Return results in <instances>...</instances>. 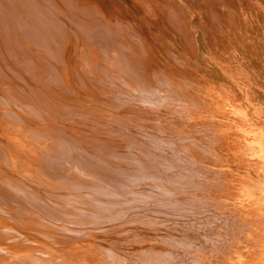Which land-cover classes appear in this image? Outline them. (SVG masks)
Wrapping results in <instances>:
<instances>
[{
    "label": "rangeland",
    "instance_id": "1",
    "mask_svg": "<svg viewBox=\"0 0 264 264\" xmlns=\"http://www.w3.org/2000/svg\"><path fill=\"white\" fill-rule=\"evenodd\" d=\"M76 1L66 40L0 21V264H264V0Z\"/></svg>",
    "mask_w": 264,
    "mask_h": 264
},
{
    "label": "bare ground",
    "instance_id": "2",
    "mask_svg": "<svg viewBox=\"0 0 264 264\" xmlns=\"http://www.w3.org/2000/svg\"><path fill=\"white\" fill-rule=\"evenodd\" d=\"M3 1V2H2ZM1 2H0V21L1 20H3V26L5 25V26H7V25H11V23H13V26L12 27H15V28H18V27H25V29L23 30V31H18V29H15L14 30V33H13V35L15 36V38H18L19 36L21 37V35H23V36H25V34H26V37L27 36H29L28 38L29 39H32V40H36L37 41V43L39 44V45H44L45 44V41L46 42H50L49 40H52L53 39V37H55V35H57L58 36V38H57V40L59 39V36H62L63 37V39H65L66 40V37H65V34H63V31H64V33H65V31H70V30H77V29H80V30H82V28H81V24H79V26H77V25H75V24H77V22H71V21H73L72 19H74V18H71V17H67L66 15H64V14H62L61 13V11L59 10H56V9H54V7L52 6V2H51V0H41L40 2H38V1H34L33 2V0H2ZM69 1V3H71L72 4V6L74 7L75 5H78L77 4V1L76 0H68ZM67 5H69L68 3H66ZM92 5V4H91ZM71 6V7H72ZM84 7H86V6H82L79 10H81L82 8L84 9V10H87V9H85ZM89 9L91 8V6H89L88 7ZM88 11V10H87ZM86 11V12H87ZM82 12V11H81ZM89 12V11H88ZM83 13H85V11H83ZM16 14H18V16L20 17H18ZM87 15V14H86ZM113 16V15H112ZM16 17V18H15ZM104 17V16H103ZM102 17V18H103ZM15 18V19H14ZM87 18V17H86ZM105 18V17H104ZM82 19V18H81ZM78 20V19H77ZM76 20V21H77ZM87 21V20H86ZM105 21H106V19H105ZM105 21H104V23H105ZM113 21V20H112ZM115 21V20H114ZM113 21V26H114V24H115V22ZM117 21V20H116ZM108 22V21H107ZM84 23V22H83ZM108 24V29L110 28V30H112V28L110 27L111 25H112V23L110 24V23H107ZM105 26H107V25H105ZM77 28V29H76ZM114 28H115V26H114ZM116 29V28H115ZM117 31H118V29H116ZM136 30V29H135ZM30 32L29 34L27 33V32ZM49 31H52L53 33L54 32H56V34L52 37H50V35H49ZM113 31V30H112ZM111 31V32H112ZM114 32H115V30H114ZM74 33H76L75 31H74ZM79 33V32H78ZM107 33V32H106ZM105 33V34H106ZM69 34H71V33H69ZM111 33L109 32V35H110ZM76 35V34H75ZM75 35H70V36H74V38H75ZM113 35V34H112ZM111 36V35H110ZM69 37V36H68ZM112 37V36H111ZM52 38V39H51ZM19 39V38H18ZM61 39V38H60ZM75 39H78L77 37L75 38ZM73 40V39H72ZM55 41V40H54ZM76 41H78V40H76ZM101 41V40H100ZM102 41H104V43H105V41H106V39H102ZM55 42H58V41H55ZM55 42H53L54 43V45L52 46L51 45V47H54L55 46ZM68 42V41H67ZM52 43V42H51ZM59 43H60V41H59ZM59 43H57V44H59ZM70 43V42H69ZM62 44V43H61ZM75 44H76V42H75ZM63 45V44H62ZM66 45V44H65ZM59 46H61V45H59ZM76 46V45H75ZM129 46V45H128ZM135 46V45H134ZM133 47V46H132ZM58 48V47H57ZM61 49H62V47H60ZM61 49H59L60 51H61ZM72 49V48H71ZM76 49V48H75ZM116 49V48H115ZM54 50H55V47H54ZM58 50V51H59ZM77 50V49H76ZM80 50V49H79ZM118 50V49H117ZM128 50V49H127ZM133 50V49H132ZM52 51H53V49H52ZM112 51V50H111ZM121 52H126V51H122V50H120ZM79 52V51H78ZM82 52H84V51H82ZM113 52V51H112ZM118 52V51H117ZM144 52V51H143ZM81 53V52H80ZM86 53V52H85ZM111 53V52H110ZM49 54L50 55H48L47 54V56H50V57H55L56 56V54H55V51H53V52H49ZM73 54V53H72ZM106 54H109V53H106ZM105 54V56H107ZM112 54V53H111ZM114 54V53H113ZM130 54V53H129ZM142 54V53H141ZM46 55V54H45ZM115 55H116V53H115ZM123 57H124V55L123 54H121ZM143 55V54H142ZM103 56V55H102ZM117 56V55H116ZM127 57H129V56H131V55H126ZM125 56V57H126ZM145 56V55H144ZM46 57V56H45ZM75 57V56H74ZM82 57V56H81ZM81 57H80V59H81ZM124 57V58H125ZM146 57V56H145ZM47 58V57H46ZM98 58H101V56L99 57L98 56ZM105 58V57H104ZM108 58V57H107ZM119 58H121V57H118L117 59H119ZM130 58H132V56L130 57ZM141 58V57H140ZM112 59H114V56H113V58ZM134 59V58H133ZM97 60V59H96ZM116 60V59H115ZM127 61H128V59H127ZM134 61V60H133ZM145 61V60H144ZM46 62V61H45ZM74 62V61H73ZM116 62H117V60H116ZM45 64H49L48 62H46ZM133 64H135V63H133ZM149 64V63H148ZM72 65V64H71ZM144 67V66H143ZM77 68V67H76ZM83 69V68H82ZM105 69V68H104ZM119 69V70H118ZM117 70L118 71H121L120 70V68H118ZM140 69V68H139ZM68 70V69H67ZM70 72V71H69ZM103 72V71H102ZM106 72V71H105ZM123 73V72H122ZM129 74V73H128ZM127 74V75H128ZM118 75V74H117ZM123 75V74H122ZM127 75H124V76H127ZM129 77V76H128ZM136 80V79H135ZM129 81V80H128ZM62 82V81H61ZM82 82V81H81ZM22 83H23V81H22ZM55 83H57V82H55ZM24 84V83H23ZM58 84H59V81H58ZM65 84V83H64ZM64 84H62V86L61 87H63V85ZM25 85V84H24ZM60 85V84H59ZM25 86H22V88H24ZM112 87V86H111ZM54 88H55V86H54ZM76 88V87H75ZM113 88V87H112ZM61 89V88H60ZM56 90V89H55ZM63 91H64V89H62ZM24 91V90H23ZM25 91L26 92H28L27 91V89H25ZM57 91V90H56ZM104 91V90H103ZM56 93V92H55ZM59 93V92H58ZM62 93H64V92H62ZM61 93V94H62ZM57 94V93H56ZM112 94V93H111ZM105 95V94H104ZM114 95V94H113ZM54 96V95H53ZM58 96V95H57ZM55 97V96H54ZM62 97H63V95H62ZM104 97V96H103ZM60 98H61V95H60ZM57 99V98H56ZM62 99V98H61ZM105 99V98H104ZM53 100V99H52ZM68 100V99H67ZM70 100V99H69ZM58 101V100H57ZM72 101V100H71ZM74 101H76V100H74ZM60 102H62V101H60L59 100V103ZM69 102V101H68ZM65 103V102H64ZM76 103V102H75ZM80 104V103H79ZM106 104V103H105ZM113 104V103H112ZM115 104V103H114ZM118 104V103H117ZM56 105H57V103H56ZM65 105H67V104H65ZM116 105V104H115ZM114 105V106H115ZM55 105H54V103L51 105V107H54ZM81 106V105H80ZM92 106V105H91ZM108 106V105H107ZM58 107H59V105H58ZM58 107H57V109H58ZM79 107V106H78ZM110 108H112V106L110 107ZM76 109H78V108H76ZM75 109V110H76ZM82 109H84V108H82ZM94 109V108H93ZM85 110V113L86 112H88L89 113V111H88V109H84ZM83 110V111H84ZM61 111V110H60ZM79 111V110H78ZM83 111H81V112H83ZM115 111V110H114ZM80 112V111H79ZM50 113V112H49ZM91 113H93V112H91ZM83 114V113H82ZM50 115H51V113H50ZM51 117L53 118V115H51ZM60 118V117H59ZM69 118H71V117H69ZM70 121V120H69ZM68 121V122H69ZM66 122V121H65ZM45 124L48 126L49 125V123L47 122H45ZM65 124V123H64ZM77 124V123H76ZM72 125V124H71ZM73 126V125H72ZM77 127V126H76ZM54 128V127H53ZM56 128V127H55ZM83 128V127H82ZM95 128V127H94ZM63 129H64V127H63ZM66 129V128H65ZM64 129V130H65ZM70 129V128H69ZM72 129V128H71ZM56 130V129H55ZM64 130H62V131H64ZM83 130H84V128H83ZM83 130H81V129H79V132H81V134H82V136H84V135H86V133H84L83 132ZM51 134L54 136V139L56 140V144H57V146H55L56 147V149L54 150H52L50 147H48V148H50V149H46L48 152H46L44 149H42V150H39L38 152H37V157L39 158L38 159V161L40 160V161H42V160H44V158L43 157H48V156H50V155H52V156H54V153H59L60 154V152L62 151V150H64V147H62V145L61 144H59L58 143V138L59 137H61V136H59V135H61V133H59V135H57V134H55V132H57V131H54V130H52L51 129ZM85 131H87V129H85ZM89 132H92V131H90L89 130ZM65 133V132H64ZM67 133H69L70 135H71V133L70 132H67ZM83 133H84V135H83ZM68 135V134H67ZM80 135V134H79ZM88 135V134H87ZM64 136V135H63ZM77 135H75V137H76ZM113 136V135H112ZM69 137V136H68ZM72 137V136H71ZM109 138V137H108ZM51 139V138H50ZM58 139V140H57ZM64 139H66V138H64ZM111 139V138H110ZM46 140H48V137L46 138ZM49 141H51V140H49ZM44 142H45V140L44 141H42L41 143L39 142L38 144H44ZM66 142H69V140L68 141H66ZM76 142V141H75ZM82 142V141H81ZM70 143V142H69ZM71 144H75V143H72L71 142ZM80 145H82V144H80ZM16 147H18V148H21V145H17V143L16 142H14V143H12V145L11 146H4V145H0V162L4 159L5 161H7V162H9V161H11V162H18L20 159L19 158H21V157H18V156H20L19 154H18V152H17V149H16ZM54 147V146H53ZM95 148V147H94ZM71 150V149H70ZM84 150V149H83ZM68 151H69V149H68ZM80 151H81V149H80ZM54 152V153H53ZM73 152H76L75 154H77L78 155V152L77 151H74V149H73ZM86 152V151H85ZM81 153V152H80ZM87 154V153H86ZM90 155V154H89ZM35 156V155H34ZM34 156L32 157V158H34ZM63 156V155H62ZM84 156L85 155H83V157H79L77 160H81L82 158H84ZM1 157H3V158H1ZM26 159V161L27 162H29L28 161V158H31V157H25ZM55 158V157H54ZM24 159V158H23ZM35 159V158H34ZM47 159V158H46ZM60 159V158H59ZM49 160V159H48ZM61 160V159H60ZM76 160V159H75ZM109 160H111V159H109ZM37 161V160H36ZM36 161H34L35 163H36ZM37 161V162H38ZM65 161H66V159H65ZM72 161H73V159H72ZM32 162V161H31ZM43 162V161H42ZM46 162V161H45ZM60 162V161H59ZM70 162V161H69ZM75 162H77V161H75ZM88 162V161H87ZM35 163H34V165H35ZM47 163H48V161H47ZM67 163H68V161H67ZM51 164V163H50ZM60 164V163H59ZM63 164V163H62ZM89 164V163H88ZM44 164H42L41 165V163H40V165H39V167H34V170L36 171V168H38V170L37 171H39L40 169L42 170V166H43ZM45 165H47V164H45ZM58 165V164H57ZM66 165H68V164H66ZM33 166V165H32ZM40 166H41V168H40ZM89 166V165H88ZM87 166V167H88ZM1 167V166H0ZM43 167H46V166H43ZM70 167V166H69ZM90 167V166H89ZM48 168V167H47ZM68 168V167H67ZM50 169V168H49ZM3 170V169H2ZM61 170V169H60ZM60 170H59V172H60ZM68 170H70V169H68ZM72 170V169H71ZM36 171V172H37ZM62 172V171H61ZM66 172V171H65ZM69 172V171H68ZM68 172H66V173H68ZM75 172V171H74ZM87 172V171H86ZM85 172V173H86ZM39 173V172H38ZM37 173V174H38ZM48 172H46V174H47ZM54 173V172H53ZM52 173V174H53ZM66 173H64V174H66ZM72 173V172H71ZM49 174L50 173H48L47 175L49 176ZM59 174V173H58ZM13 175V174H12ZM46 175V176H47ZM68 175V174H67ZM15 177H17V174H15L14 175ZM40 176H44V175H42V174H40ZM45 176V177H46ZM51 176V175H50ZM49 176V177H50ZM68 176H70V175H68ZM73 176H75V174L73 175ZM15 177H13L14 179H16V183H20L21 182V179H18V178H15ZM61 177V176H60ZM71 177H72V175H71ZM75 177H79L78 175H76ZM12 178V177H11ZM48 178V177H47ZM46 178V179H47ZM66 178V177H65ZM68 178V177H67ZM73 178V177H72ZM49 180H50V178H48ZM68 180V179H67ZM75 180H78V178L77 179H75ZM82 180H84V179H80V180H78V181H82ZM96 180V179H95ZM53 181V180H52ZM3 183H4V181H2ZM68 182V181H67ZM82 183V182H81ZM52 184H55V183H52ZM62 184V183H61ZM66 185V184H65ZM87 186H89V184L87 185ZM71 187V186H70ZM76 187V186H75ZM81 187V186H80ZM92 187V186H91ZM91 187H89V188H91ZM71 189V188H70ZM77 189V188H76ZM85 189V188H84ZM95 189V188H94ZM61 190V189H60ZM79 191V190H78ZM54 193H56V192H54ZM61 193V192H60ZM1 195V194H0ZM61 196V195H60ZM56 197V196H55ZM54 199V198H53ZM57 199V198H56ZM57 200H59V199H57ZM57 200H56V202H57ZM62 201V200H61ZM50 205V204H49ZM67 211V210H66ZM42 214V213H41ZM60 214V213H59ZM20 251H22V250H20ZM105 252V251H104ZM38 253V252H37ZM41 253V252H40ZM86 254L88 253V251H86L85 252ZM93 253H96L95 251L93 252ZM6 254V253H5ZM4 254V255H5ZM8 255L6 256L7 258L8 257H19L20 255H16L17 253H7ZM34 254V253H33ZM2 255V254H1ZM41 255H43V254H41ZM88 255H89V253H88ZM94 255V254H93ZM31 256H33L34 257V255H31ZM54 256V255H53ZM52 256V257H53ZM85 256V255H84ZM47 257V256H46ZM94 258V264H98L99 263V261L97 262V260H98V255H97V257H95V256H93ZM7 258H5V259H7ZM30 258H32V257H30ZM36 259V261H33L34 262V264H47L46 262H44L43 261V259H41L40 257H37V258H35ZM50 259V258H49ZM1 260V259H0ZM49 261V260H48ZM84 261V260H83ZM82 261V262H83ZM85 262V261H84ZM97 262V263H96ZM66 263V262H65ZM31 264H33V263H31ZM50 264V263H49ZM53 264V263H52ZM81 264V263H80Z\"/></svg>",
    "mask_w": 264,
    "mask_h": 264
}]
</instances>
